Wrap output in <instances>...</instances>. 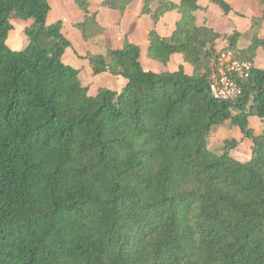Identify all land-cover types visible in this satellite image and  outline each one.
<instances>
[{
	"label": "trees",
	"instance_id": "obj_1",
	"mask_svg": "<svg viewBox=\"0 0 264 264\" xmlns=\"http://www.w3.org/2000/svg\"><path fill=\"white\" fill-rule=\"evenodd\" d=\"M73 1L86 40L97 13L91 0ZM135 1L102 6L125 14ZM142 1L155 24L181 16L170 37L149 32V59L168 65L182 55L193 73L146 71L126 37L122 49L85 57L95 76L127 81L91 96L63 62L72 43L62 21L47 24L50 0H0V264H264V131L249 123L264 120V69L254 66L264 12L241 49V33L197 25L198 0ZM13 15L31 21L21 51L7 45ZM221 39L222 51L253 63L235 102L209 91ZM226 123L252 142L249 161L232 156L235 139L220 154L209 148Z\"/></svg>",
	"mask_w": 264,
	"mask_h": 264
},
{
	"label": "crops",
	"instance_id": "obj_2",
	"mask_svg": "<svg viewBox=\"0 0 264 264\" xmlns=\"http://www.w3.org/2000/svg\"><path fill=\"white\" fill-rule=\"evenodd\" d=\"M179 4L180 0H171ZM232 8V12L228 15L216 6L211 0H198L199 6L203 10L195 13L198 26H207L214 29L221 35H232L234 32H239L243 36L240 38L238 46L241 49H246L252 42L250 29L252 26L251 19L261 16L264 12V7L260 5L258 0H224ZM54 3V6L52 5ZM51 11L49 13L47 24L53 25L58 21L63 22V34L72 43V47L67 49L63 56V62L75 69L80 70V80L82 84L89 87V94L96 96L101 88L110 89L120 92L126 86L127 81L122 77H113L108 74L95 76L89 66L88 60L85 57L88 54L105 55L108 49H122L125 38L141 47V63L146 71L154 73L174 72L179 66L183 65L189 74H192L189 69L192 67L184 62L182 55H175L171 63L166 66H160L159 63L149 59L148 57V34L152 29H155L162 37H170L176 29V24L181 16L178 12L166 14L157 24L148 15H142L144 2L136 0L127 9L125 14L105 8L102 6V0H91L90 11L97 13L95 25L88 26V38L85 40L80 30L74 26L85 21V14L77 7L73 0H50ZM156 5L154 6V9ZM240 14L242 16H239ZM79 32V33H78ZM258 37L264 39V23L259 31ZM227 45L223 39L217 42V48L220 51ZM66 59L68 60L66 63ZM264 65V49L257 52V57L254 61V66L259 69H264L260 66ZM172 69H169L172 65ZM193 69V68H192ZM87 73L90 78L86 84L82 81L83 72ZM112 78H107V76ZM97 77V78H96ZM97 82H96V81ZM249 123L257 135H261L264 131V120L257 117H251ZM224 126L231 137L227 139H235L239 142V146L245 144L252 151V142L243 139V135L238 128H231L228 123ZM214 130V129H213ZM238 146V147H239ZM237 147V148H238ZM236 148V149H237ZM235 149V150H236ZM234 150V151H235ZM234 151L232 156L234 157ZM250 153V150H249ZM239 155H235V159H244L249 161L252 154H248L247 150H243ZM238 158V159H237ZM246 162V161H241Z\"/></svg>",
	"mask_w": 264,
	"mask_h": 264
},
{
	"label": "built area",
	"instance_id": "obj_3",
	"mask_svg": "<svg viewBox=\"0 0 264 264\" xmlns=\"http://www.w3.org/2000/svg\"><path fill=\"white\" fill-rule=\"evenodd\" d=\"M253 69L249 60L239 59L232 50H220L210 65L209 91L218 102H235L241 93L240 82Z\"/></svg>",
	"mask_w": 264,
	"mask_h": 264
},
{
	"label": "rangeland",
	"instance_id": "obj_4",
	"mask_svg": "<svg viewBox=\"0 0 264 264\" xmlns=\"http://www.w3.org/2000/svg\"><path fill=\"white\" fill-rule=\"evenodd\" d=\"M52 5L54 6V3ZM11 23L14 26V30L9 35V38H8V41H7V45L9 46V48L12 51H21V50L25 49L29 45V40L25 36L24 31H25L26 27H28L31 24V21L26 22V21L18 19L15 15H13L12 18H11ZM226 46L227 45H225L224 47H226ZM67 61L68 60L66 59L65 62L68 63ZM173 64H175V63H172V65H170L169 69H172L171 67L174 66ZM158 65L163 66V67L166 66V65H162V64H158ZM260 66L264 67L263 62L260 63ZM189 71L192 73L193 69L191 68V69H189ZM106 76H107V78L114 79L111 76H108V75H106ZM89 79L90 78L87 76V73L84 71L83 74H82L83 83L86 84L87 81H89ZM226 128L224 126L215 127L214 130L212 131L210 137H209V148L212 151H215L218 154L222 153V150L224 148V141L227 138L231 137L229 135L228 130ZM249 142H251V141H249ZM243 150H247L248 154H252L251 149L248 148V146L245 143V144L240 145L234 151V157H235V155L241 156L240 154H241V152H243ZM249 150H250V153H249ZM239 160L240 161H247V160H244V159H239Z\"/></svg>",
	"mask_w": 264,
	"mask_h": 264
}]
</instances>
